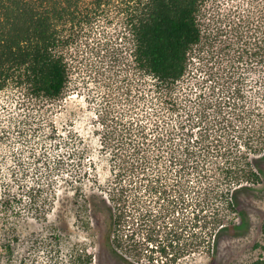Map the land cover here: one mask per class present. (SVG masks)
I'll use <instances>...</instances> for the list:
<instances>
[{
	"label": "trees",
	"instance_id": "trees-1",
	"mask_svg": "<svg viewBox=\"0 0 264 264\" xmlns=\"http://www.w3.org/2000/svg\"><path fill=\"white\" fill-rule=\"evenodd\" d=\"M218 1L0 0V94L16 90L27 112L20 147L0 167L2 257L13 255L14 220L45 219L61 189L125 262L185 264L204 253L213 264L218 236L248 226L238 195L264 177V0L221 17ZM113 21L98 50L117 54L124 41L139 71L107 83L95 112L102 184L88 144L50 113L68 90L67 49ZM89 183L100 194L86 196ZM92 262L79 247L64 264ZM241 264H264V255Z\"/></svg>",
	"mask_w": 264,
	"mask_h": 264
},
{
	"label": "rangeland",
	"instance_id": "rangeland-1",
	"mask_svg": "<svg viewBox=\"0 0 264 264\" xmlns=\"http://www.w3.org/2000/svg\"><path fill=\"white\" fill-rule=\"evenodd\" d=\"M237 3H242V0H219L214 11H219L221 17L228 7ZM210 6L208 4L209 8ZM116 25L115 21L107 23V26L98 22L96 34L81 38L79 46L74 48L73 45L67 49L68 62L71 65L68 90L50 113L59 127L63 124L72 126L71 128L88 144L89 159L94 161L95 172L99 183L102 184L109 172L106 160L99 153L94 131L97 120L95 112L104 104L103 98L110 97L107 83L113 89V78L121 80L124 76L127 77L125 82H132L137 78L135 71H139L128 56V44L124 41L121 42L122 53L111 55L104 49L98 50L101 45H98L97 40L103 39L100 35L102 29L110 31L111 34ZM20 105L16 90L0 94V136L6 135L5 143L1 144L0 140V167L2 162L12 163L11 149L14 151L20 147L17 125L23 113H27L22 106L19 108ZM85 167H88V163ZM262 167L264 169V165ZM253 188L238 195L239 204L249 218L248 226L230 229L218 236L213 264H241L264 255V238L261 231L264 223V177L263 181ZM95 192L100 194L90 183L84 187L86 196ZM57 194L53 209L45 219H38L33 214L24 212L14 220L15 229L11 233L14 237L13 255L10 260L0 255V264H64L65 259L79 247L91 254L92 264H140L134 261L125 262L107 248L105 233L100 232L96 219H92L90 226H85L81 218L80 200H76L70 189H61ZM103 217L105 214H99L100 219ZM3 240L5 237L0 222V242ZM210 260L208 254L201 253L185 264H209Z\"/></svg>",
	"mask_w": 264,
	"mask_h": 264
}]
</instances>
